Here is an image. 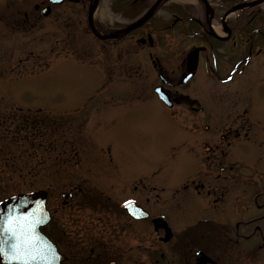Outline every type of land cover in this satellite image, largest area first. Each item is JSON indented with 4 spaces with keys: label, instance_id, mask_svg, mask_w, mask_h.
Segmentation results:
<instances>
[{
    "label": "flooded vegetation",
    "instance_id": "flooded-vegetation-1",
    "mask_svg": "<svg viewBox=\"0 0 264 264\" xmlns=\"http://www.w3.org/2000/svg\"><path fill=\"white\" fill-rule=\"evenodd\" d=\"M103 6H108L107 17L99 15ZM144 11L150 15L141 19ZM45 19H51L52 29L70 43L79 25L99 40L97 51L90 48L89 55L99 51L106 59L114 56L113 64L108 59L104 64L108 85L119 83L111 78L110 69L132 61L124 57L143 52L154 56L157 86L169 101L161 104L167 110L162 119L181 123L180 155L185 167L181 212L197 216L194 224L183 226L175 245L174 236L162 240L168 254L161 253V260H156L152 243L139 255V225L149 226L152 217L154 226L157 215L145 205L140 206L149 217L143 220L111 207L89 208L96 215L93 218L82 207L84 195L76 201L56 199L50 208L51 225L42 231L60 253V264H264V0H0V29L10 36L3 37L4 46L10 48L12 33L20 30L38 37L37 32L45 31ZM170 39L182 42L173 46ZM138 57L130 65L133 72ZM253 82L259 88H253ZM134 84L139 87L138 81ZM191 85L196 94L185 89ZM149 98L157 103L155 95L146 101ZM209 106L215 110L211 112ZM239 142L246 150L238 148ZM107 153L112 155L111 150ZM107 162L119 166L115 158ZM134 190H138L135 185ZM137 198L132 192L121 203L140 204ZM111 215L121 218L112 221ZM123 216L137 238L127 249L111 236L119 238ZM106 227L111 240L104 234Z\"/></svg>",
    "mask_w": 264,
    "mask_h": 264
},
{
    "label": "rangeland",
    "instance_id": "rangeland-1",
    "mask_svg": "<svg viewBox=\"0 0 264 264\" xmlns=\"http://www.w3.org/2000/svg\"><path fill=\"white\" fill-rule=\"evenodd\" d=\"M149 12L141 19H146ZM99 15L107 17L108 6H103ZM79 26L76 39L70 43L64 34L52 29L51 19H45V31L37 32L42 38L20 30L12 33L10 48L4 46L3 40L10 36L0 29V199L43 190L48 198L45 209L51 214L56 199L60 203L65 199L76 201L84 195L86 204L82 207L94 218L89 208L111 207L127 212L121 201L134 192L140 203L137 205H145L157 214L154 220L167 222L175 245L183 226L194 224L197 216L181 212L180 183L185 171L180 155L184 149L181 123L180 119H162L167 110L161 104L169 105V101L157 86L160 79L152 64L154 56L142 55L143 52L139 57H124L132 59L129 65L121 63L108 72L112 79L119 80V86L108 85L104 64L107 59L108 64H113L114 56L106 59L99 51L89 55L99 46V40ZM170 40L173 46L182 42ZM37 56L40 57L36 59ZM137 57V72H133L130 65ZM127 79L133 83L126 85ZM251 86L259 88L258 82ZM157 88L165 95L160 103ZM205 88L202 84V90ZM185 89L196 94L195 85ZM142 95H155L157 103L139 97ZM209 110L213 112L215 106H209ZM238 148L246 150L243 143ZM110 150L111 156L107 153ZM111 157L119 160L118 167L107 162ZM133 185L137 192L132 191ZM206 216L215 218L208 213ZM110 218L118 222L121 217ZM148 220L149 226L145 222L139 225V255L145 254L146 246L152 243V255L161 260V253L168 254L162 240L169 239L166 240V230H158L165 228L162 222L156 227L152 217ZM48 223L51 225V215ZM121 223L124 226L121 224L119 238L111 236L122 241L125 249L131 248L137 238L132 236L133 229L125 225L126 217ZM104 231L111 240L110 230L106 227ZM128 255H132L131 251Z\"/></svg>",
    "mask_w": 264,
    "mask_h": 264
},
{
    "label": "water",
    "instance_id": "water-1",
    "mask_svg": "<svg viewBox=\"0 0 264 264\" xmlns=\"http://www.w3.org/2000/svg\"><path fill=\"white\" fill-rule=\"evenodd\" d=\"M45 193L37 192L29 195H18L0 204V264H59V255L52 243L39 231V227L46 223L48 213L45 209ZM129 214L137 219L148 216L141 207L134 202L125 204ZM19 218V220H17ZM33 229L29 235V228L24 225L25 219ZM13 221H17L21 231L17 233V238L12 239L8 232V227ZM156 227L160 219L155 220ZM163 223V222H162ZM164 227H167L163 223ZM167 231L169 229L167 228ZM21 235L25 240H31L32 247L24 246L23 254L14 251L13 245L23 244ZM170 237L168 233L166 240ZM35 257V259H33Z\"/></svg>",
    "mask_w": 264,
    "mask_h": 264
},
{
    "label": "snow or ice",
    "instance_id": "snow-or-ice-1",
    "mask_svg": "<svg viewBox=\"0 0 264 264\" xmlns=\"http://www.w3.org/2000/svg\"><path fill=\"white\" fill-rule=\"evenodd\" d=\"M131 203V202H129ZM17 220H19V218H17ZM29 228V235L31 234V232L33 231V229H31V227L28 225V220L27 218L25 219L24 225ZM22 225H20L17 221H13L12 225H10L8 227V232L11 234V237L13 240H15L17 238V233L21 231V227H23ZM21 240L24 241L23 244H19V245H13V249L15 252H17L18 254H23V249L24 246L27 245L28 247H32L34 246L31 240H25L24 236L21 235ZM33 259H35V257H33Z\"/></svg>",
    "mask_w": 264,
    "mask_h": 264
}]
</instances>
